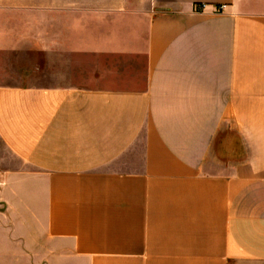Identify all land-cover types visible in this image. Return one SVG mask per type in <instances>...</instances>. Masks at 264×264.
Instances as JSON below:
<instances>
[{"label":"crops","instance_id":"1","mask_svg":"<svg viewBox=\"0 0 264 264\" xmlns=\"http://www.w3.org/2000/svg\"><path fill=\"white\" fill-rule=\"evenodd\" d=\"M0 143V264H264V0H0Z\"/></svg>","mask_w":264,"mask_h":264},{"label":"rangeland","instance_id":"2","mask_svg":"<svg viewBox=\"0 0 264 264\" xmlns=\"http://www.w3.org/2000/svg\"><path fill=\"white\" fill-rule=\"evenodd\" d=\"M37 81L40 82V83H44V84L46 82H48V80L46 78H38ZM1 154H2V147H1V143H0V155Z\"/></svg>","mask_w":264,"mask_h":264}]
</instances>
